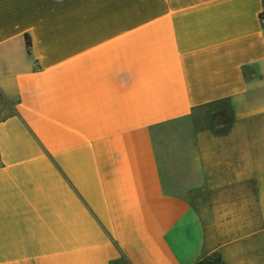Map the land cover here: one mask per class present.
Here are the masks:
<instances>
[{
	"label": "crops",
	"instance_id": "crops-1",
	"mask_svg": "<svg viewBox=\"0 0 264 264\" xmlns=\"http://www.w3.org/2000/svg\"><path fill=\"white\" fill-rule=\"evenodd\" d=\"M0 98V264H264V0H0Z\"/></svg>",
	"mask_w": 264,
	"mask_h": 264
},
{
	"label": "trees",
	"instance_id": "trees-1",
	"mask_svg": "<svg viewBox=\"0 0 264 264\" xmlns=\"http://www.w3.org/2000/svg\"><path fill=\"white\" fill-rule=\"evenodd\" d=\"M30 45H31L30 40L26 36V46H27L28 52L30 51ZM197 264H221V259L219 257H215L213 259L208 257L203 260H200Z\"/></svg>",
	"mask_w": 264,
	"mask_h": 264
},
{
	"label": "rangeland",
	"instance_id": "rangeland-1",
	"mask_svg": "<svg viewBox=\"0 0 264 264\" xmlns=\"http://www.w3.org/2000/svg\"><path fill=\"white\" fill-rule=\"evenodd\" d=\"M5 107V108H4ZM6 107H7V104H6V102H5V100L3 99V98H0V116H2L3 115V111L2 110H4L5 109V113H6ZM217 113H220V117L221 118H224L225 117V113L223 112V111H217ZM253 244H255V242L254 241H251V245L253 246ZM261 244L264 246V241L262 240L261 241ZM216 256H214V257H210L211 259H213V258H215ZM222 264V263H221Z\"/></svg>",
	"mask_w": 264,
	"mask_h": 264
}]
</instances>
